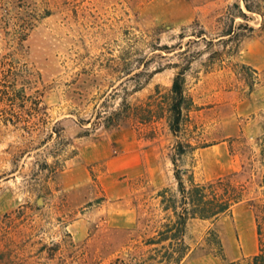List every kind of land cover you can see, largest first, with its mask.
<instances>
[{
	"label": "rangeland",
	"instance_id": "rangeland-1",
	"mask_svg": "<svg viewBox=\"0 0 264 264\" xmlns=\"http://www.w3.org/2000/svg\"><path fill=\"white\" fill-rule=\"evenodd\" d=\"M179 1L0 0V74L8 86L0 85V111L7 110L0 113V264H165L161 246L145 243L171 214L157 193L177 190L170 160L177 142L197 148L177 163L197 183L231 177L245 188L232 214L188 221L180 264L238 254L235 218L254 223L245 246L252 241L257 252L264 0H255L259 13L243 0H195L202 12L187 24H177L187 16ZM229 27L233 42H218ZM201 32L206 42L196 38ZM187 62L177 138L166 113L153 126L104 129L103 117L123 102L145 107L157 95L163 105L173 67ZM19 91L23 101L12 96ZM131 207L133 228L108 223L126 221Z\"/></svg>",
	"mask_w": 264,
	"mask_h": 264
},
{
	"label": "trees",
	"instance_id": "trees-1",
	"mask_svg": "<svg viewBox=\"0 0 264 264\" xmlns=\"http://www.w3.org/2000/svg\"><path fill=\"white\" fill-rule=\"evenodd\" d=\"M243 3L246 11L249 13H259L262 10V5L255 0L254 5L250 0H243ZM234 7L239 10L240 16L245 18V14L240 7L238 5ZM204 36L201 32L196 35V38L206 42ZM234 39L235 33L233 28L229 27L222 32V35L218 38V42L228 44L233 42ZM211 43V41L208 42V44ZM237 51V48H233L231 53L234 54ZM181 54L187 55L185 51ZM190 64V62H187L185 66L175 65L173 67L179 71L172 81L163 105L157 101V95L150 96V102L145 107L123 102L117 110L103 117L104 129H118L122 126H153L166 113L169 131L172 136L177 138V135L181 131L183 110L187 102L185 96V75L190 68ZM3 75L1 76L0 74V85L8 87L5 85L7 83L6 76ZM12 96L18 100L22 99L21 101L24 99V95L20 91ZM6 112V108H2L0 111V113ZM156 134V128L152 127L151 138L154 139ZM196 149L190 143H176L170 160L174 166L173 177L177 185V190L175 194H171L169 190H163L157 193V198L161 199L160 205L162 206L163 212H171V214L164 218L165 223L159 230L155 231V236L147 240L145 245L161 246V249L165 251L162 256L165 264H180L186 256V247H184L183 238L188 221L217 222L220 218L232 214L233 209L245 198V188L242 185L235 184L231 177H220L201 184L195 181L192 174L186 175V171L179 169L177 164L179 159L187 154L194 153ZM53 158H56L55 164H58L57 157ZM184 176H187L186 180H184ZM166 196L169 197L166 199ZM178 198L180 199L178 200ZM252 206L254 207V205ZM259 210L258 214H255L256 236L258 240L257 253L251 258H242L227 264H264V206L259 207ZM164 243H168L167 247L162 246ZM219 257L222 261H225L223 254Z\"/></svg>",
	"mask_w": 264,
	"mask_h": 264
},
{
	"label": "crops",
	"instance_id": "crops-1",
	"mask_svg": "<svg viewBox=\"0 0 264 264\" xmlns=\"http://www.w3.org/2000/svg\"><path fill=\"white\" fill-rule=\"evenodd\" d=\"M171 0H160V3L165 6H168L167 2H170ZM184 12H186L187 16L185 19L182 21H179L177 24H187L196 19V17L199 15L200 12H202L203 4H197L195 0H180L178 2ZM175 24V23H172ZM137 179L139 177H136ZM149 183H153V180L149 181ZM157 188H162L161 184H156L155 185ZM134 194L133 190L131 192H128V195L131 196ZM128 219L126 221H120L116 222L112 218L108 221V223L111 226L117 227V228H133L134 225L136 224V213L132 207L128 210ZM256 228V227H255ZM233 233L237 234L240 242H241V250L238 254H234L233 257L230 258H225V261H222L221 259H218L216 257H211V256H206L203 257L200 261L197 262V264H227L231 262L238 261L242 258H251L253 257L256 253L254 252V246L252 241H250V245L245 246V241L248 238V235L253 234L254 232V223L250 222V224L245 225L244 222L241 219L235 218L233 221V228H232ZM229 234V233H228ZM231 235V233L229 234ZM247 247V250L245 248ZM258 250V249H257Z\"/></svg>",
	"mask_w": 264,
	"mask_h": 264
}]
</instances>
